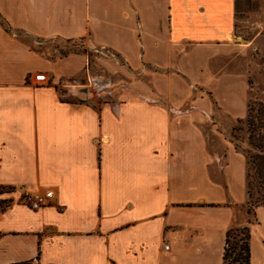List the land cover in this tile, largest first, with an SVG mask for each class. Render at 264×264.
<instances>
[{
    "label": "crops",
    "instance_id": "obj_1",
    "mask_svg": "<svg viewBox=\"0 0 264 264\" xmlns=\"http://www.w3.org/2000/svg\"><path fill=\"white\" fill-rule=\"evenodd\" d=\"M0 19V264H224L249 202L217 121L249 108L222 64L236 0H0ZM250 228L264 264V206Z\"/></svg>",
    "mask_w": 264,
    "mask_h": 264
},
{
    "label": "rangeland",
    "instance_id": "obj_2",
    "mask_svg": "<svg viewBox=\"0 0 264 264\" xmlns=\"http://www.w3.org/2000/svg\"><path fill=\"white\" fill-rule=\"evenodd\" d=\"M236 19V38L234 40L240 44L239 53L230 60H223L222 64L228 71L238 72L245 77L249 92L248 105L258 109L259 104L264 105V0H236ZM0 22H2V19H0ZM24 41L30 46L39 47V51L45 54H49L51 51L48 50L53 48L63 50L64 54L85 49L83 43L79 41L65 42L56 40L47 41L45 44L40 45L41 40L29 36L24 37ZM207 94L210 95L208 92ZM215 106L218 107L217 105ZM247 115L242 119V122H239V120L231 122L226 118L216 117L217 121L222 125L219 132L241 154H243L242 150L247 147ZM237 145L239 149H237ZM256 187L258 188L257 185ZM256 192L257 190L254 189L255 194ZM6 205L8 204H3L2 206ZM248 208L249 204L245 207L247 212L245 220L236 228L242 229L254 222L255 217L253 214L248 213ZM244 233L241 231L234 233L232 235V243L243 239L245 237Z\"/></svg>",
    "mask_w": 264,
    "mask_h": 264
},
{
    "label": "trees",
    "instance_id": "obj_3",
    "mask_svg": "<svg viewBox=\"0 0 264 264\" xmlns=\"http://www.w3.org/2000/svg\"><path fill=\"white\" fill-rule=\"evenodd\" d=\"M4 25V24H2ZM242 122V120H239ZM247 147L242 150L248 165L247 191L249 195L248 213L255 217L256 209L264 206V105L259 108L249 105L246 118ZM237 149L239 146L237 145ZM258 188L256 187V185ZM254 189L257 190L256 194ZM7 201H0V212L8 205ZM255 221V220H254ZM252 223H250L251 225ZM233 227L227 232L226 247L224 253V264H251V228ZM245 232V237L240 241L232 243V235L236 232Z\"/></svg>",
    "mask_w": 264,
    "mask_h": 264
},
{
    "label": "built area",
    "instance_id": "obj_4",
    "mask_svg": "<svg viewBox=\"0 0 264 264\" xmlns=\"http://www.w3.org/2000/svg\"><path fill=\"white\" fill-rule=\"evenodd\" d=\"M36 81L44 84L48 82L47 76L44 73L36 76ZM56 195L51 188H46L41 192L27 195L23 202L31 207L33 210H40L49 206H52L55 201ZM166 248H169L166 246Z\"/></svg>",
    "mask_w": 264,
    "mask_h": 264
}]
</instances>
